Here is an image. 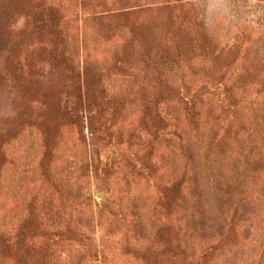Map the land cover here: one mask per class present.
I'll return each mask as SVG.
<instances>
[{
	"label": "rangeland",
	"instance_id": "1",
	"mask_svg": "<svg viewBox=\"0 0 264 264\" xmlns=\"http://www.w3.org/2000/svg\"><path fill=\"white\" fill-rule=\"evenodd\" d=\"M263 143L264 0H0V264H264Z\"/></svg>",
	"mask_w": 264,
	"mask_h": 264
},
{
	"label": "trees",
	"instance_id": "2",
	"mask_svg": "<svg viewBox=\"0 0 264 264\" xmlns=\"http://www.w3.org/2000/svg\"><path fill=\"white\" fill-rule=\"evenodd\" d=\"M255 154H257L259 156L260 166H264V145L263 146H259L258 149H257V152H255ZM246 161H247V157H246ZM219 162H220V159H219ZM247 163H248V165H247ZM247 163H246V167H245V175H246L247 178H250V177L256 175L255 171L257 170V167L256 166H258V165L255 166L252 163V161H250V160H248ZM230 190H231L232 194L234 195V188H233V186L230 187Z\"/></svg>",
	"mask_w": 264,
	"mask_h": 264
}]
</instances>
